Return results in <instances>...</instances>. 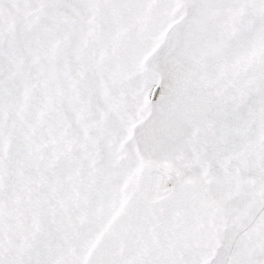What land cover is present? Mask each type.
I'll list each match as a JSON object with an SVG mask.
<instances>
[{
    "label": "snow or ice",
    "instance_id": "snow-or-ice-1",
    "mask_svg": "<svg viewBox=\"0 0 264 264\" xmlns=\"http://www.w3.org/2000/svg\"><path fill=\"white\" fill-rule=\"evenodd\" d=\"M0 264H264V0H0Z\"/></svg>",
    "mask_w": 264,
    "mask_h": 264
}]
</instances>
